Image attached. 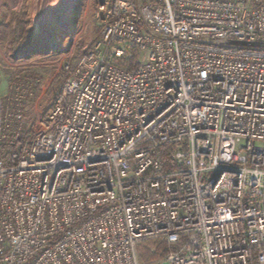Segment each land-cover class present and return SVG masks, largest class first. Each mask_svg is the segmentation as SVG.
Here are the masks:
<instances>
[{
	"label": "built area",
	"instance_id": "2783aa9c",
	"mask_svg": "<svg viewBox=\"0 0 264 264\" xmlns=\"http://www.w3.org/2000/svg\"><path fill=\"white\" fill-rule=\"evenodd\" d=\"M95 18L41 116L0 98V264H264V0Z\"/></svg>",
	"mask_w": 264,
	"mask_h": 264
},
{
	"label": "rangeland",
	"instance_id": "374dc122",
	"mask_svg": "<svg viewBox=\"0 0 264 264\" xmlns=\"http://www.w3.org/2000/svg\"><path fill=\"white\" fill-rule=\"evenodd\" d=\"M97 2L71 0L73 7L58 13L60 0H0V80L8 93L1 99L10 101L18 78L29 75L25 83L33 94L26 98L22 94L28 125L51 107L63 73L98 39ZM61 14L67 15L66 23ZM141 259L151 264L147 253Z\"/></svg>",
	"mask_w": 264,
	"mask_h": 264
},
{
	"label": "trees",
	"instance_id": "16d2710c",
	"mask_svg": "<svg viewBox=\"0 0 264 264\" xmlns=\"http://www.w3.org/2000/svg\"><path fill=\"white\" fill-rule=\"evenodd\" d=\"M71 70H66L63 75H62V81L69 75ZM25 76H29V75H25ZM25 76H20L18 79V88H19V93L20 94H25L24 92H26V89L28 88V85L25 83ZM31 80V79H30ZM21 85V86H20ZM10 87H12V85H10Z\"/></svg>",
	"mask_w": 264,
	"mask_h": 264
},
{
	"label": "bare ground",
	"instance_id": "6f19581e",
	"mask_svg": "<svg viewBox=\"0 0 264 264\" xmlns=\"http://www.w3.org/2000/svg\"><path fill=\"white\" fill-rule=\"evenodd\" d=\"M61 1V4L60 5H58L59 7L57 8H55V9H57V11H58V13H62L64 10H67V9H69V8H72L73 6H72V4H71V0H60ZM74 3V5H76V2L74 1L73 2ZM52 5V4H51ZM62 16H63V22H67V20H68V17H67V15L65 14H61Z\"/></svg>",
	"mask_w": 264,
	"mask_h": 264
},
{
	"label": "snow or ice",
	"instance_id": "6c2138e0",
	"mask_svg": "<svg viewBox=\"0 0 264 264\" xmlns=\"http://www.w3.org/2000/svg\"><path fill=\"white\" fill-rule=\"evenodd\" d=\"M7 94V84L0 80V98L6 96Z\"/></svg>",
	"mask_w": 264,
	"mask_h": 264
}]
</instances>
